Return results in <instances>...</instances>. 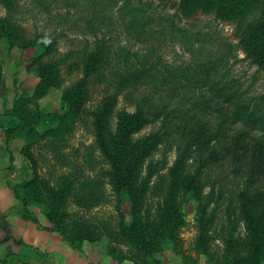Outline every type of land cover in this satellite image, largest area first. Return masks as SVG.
Returning a JSON list of instances; mask_svg holds the SVG:
<instances>
[{
  "label": "trees",
  "instance_id": "obj_1",
  "mask_svg": "<svg viewBox=\"0 0 264 264\" xmlns=\"http://www.w3.org/2000/svg\"><path fill=\"white\" fill-rule=\"evenodd\" d=\"M34 1L48 13L51 5L61 3L83 9L79 17L85 20L84 32L88 30L93 39L61 53L59 43L69 23L66 14H63L66 19L57 21L60 31L53 28L28 32L22 25L20 0H0L4 9L0 16V43L4 42L9 50L14 47L34 49L30 61L38 66L39 80L33 98L40 97L48 88L62 87L65 78L61 72L70 68L74 60V71L81 73L78 79L62 88L64 112L32 109L25 96L15 97L12 107L4 111L14 123L3 130L9 167L12 168L13 161L9 144L15 138L23 140L21 152L26 156L46 137L56 145L57 153L75 122L80 120L92 91L101 87V99L92 113L93 137L108 167L109 183L120 200V217L114 230L106 222H92L83 215H67L68 201L87 211L103 202L104 197L103 180L84 178L79 181V177L71 173L61 176L56 186L37 176L15 184L7 182L18 203L21 219L58 233L75 248L84 240L93 242L106 237L116 246H125L135 263L156 264L157 253L167 246L177 248V235L187 223L186 208L193 203L194 242L208 264H219V261L222 264H264V194L258 198L249 191L256 180L261 179V172H256L254 179L247 180L236 195L229 197L225 186H217L203 164L193 157L191 146L183 153L179 150L170 162L160 148L162 140L157 131L141 134L148 125L141 105L155 104L167 115L182 113L196 120L204 129L201 136L211 142L234 137L248 140L262 151L264 94L247 98L236 79L221 78L215 63L222 59L208 60L190 69L171 66L159 56L156 62L163 71L160 78L163 88H155L148 68L130 70L112 60L111 27L126 30L137 42H144L145 35L156 32L151 26L153 16L140 3L133 4L132 0ZM176 1L175 16L190 18L201 13L233 24L238 39L235 47L264 72V0ZM122 49L129 51L126 46ZM210 73L217 75L210 84L200 79ZM150 83L152 86L146 91L143 86ZM166 89L172 91L169 99H164L168 95L164 93ZM120 97L130 100L133 109L118 107ZM184 99L190 104L188 108ZM162 101L172 104L173 108L166 110L167 105ZM157 153H161L159 159H155ZM121 203L126 204L127 213ZM32 207H39L48 226L40 224ZM211 245L220 248L221 259H218L219 254L214 257L213 253L218 252L216 248L211 252ZM123 257L125 254L116 249V260L121 261Z\"/></svg>",
  "mask_w": 264,
  "mask_h": 264
},
{
  "label": "rangeland",
  "instance_id": "obj_2",
  "mask_svg": "<svg viewBox=\"0 0 264 264\" xmlns=\"http://www.w3.org/2000/svg\"><path fill=\"white\" fill-rule=\"evenodd\" d=\"M132 1L133 4L140 3L143 9L153 16L151 26L156 32L145 35L142 38L144 42H137L126 30L123 32L111 27L112 60L119 61L130 70L148 68L150 81L151 78L155 80V88H163L160 79L163 71L156 62L159 56L171 66H188L190 69L208 60L222 59L221 62L215 63L221 78L224 76L236 79L246 91L247 98L264 94V72L259 71L256 65L245 59L244 53L235 47L238 39L233 24L220 22L212 15L201 13L190 18L175 16L176 0ZM20 4L22 25L28 32L53 28L60 31L57 21L66 19L63 14L69 17V23H66L59 43L61 53L79 48L85 40L93 39L88 30L84 32L85 20L82 21L83 18L79 17L83 9L79 10L61 3L59 6L51 5L48 13L43 12L34 0H20ZM3 14L4 9L0 5V16ZM53 15L58 16L53 19ZM123 46L128 47L129 51L123 50ZM34 54L32 48L23 50L14 47L9 50L4 42L0 43V264H138L132 260V253L125 246H116L115 242L109 241L106 237L93 242L84 240L75 248L65 242L58 233L36 227L33 222L24 221L19 216L18 203L7 187V182L15 184L24 178L37 176L56 186L60 183L61 176L74 173L79 177V181L84 178L103 180L104 197L103 202L87 211L68 201L67 215H83L92 222H106L114 230L120 217L118 208L120 200L109 183L106 173L108 167L97 150L93 137L92 113L101 99V87L92 91V97L85 103L80 120L75 122L57 153L56 145L46 137L41 139L38 145L33 146L26 156L21 152L23 140L15 138L9 144L13 156L12 168L9 167L10 160L3 130L14 123L4 115V111L12 107L14 98L25 96L32 109L61 113L66 111V105L61 98L62 88L81 76L80 72L74 71L76 63L74 60L70 68H65L61 72L65 78L62 87L48 88L40 97L33 98L39 80L38 66L30 61ZM215 75L216 73H210L200 76V79L207 80L210 84ZM151 86L150 83L143 87L148 91ZM164 93L168 94L164 99L172 96L171 90L166 89ZM184 102L185 108H188L190 106L188 100L184 99ZM162 103L167 105L166 110L173 108L168 102ZM122 106L132 110L134 105L130 100L120 97L118 107ZM141 106L148 120V125L143 128L141 134L151 130L157 131L162 140L160 148L166 152L170 162L179 150L183 153L191 146L194 150L193 157L198 163L203 164L217 186H225L227 196L236 195L247 180L254 179L253 175L256 172H261V179L256 180V185L249 191L253 197L259 198L260 194H264V150L260 151L248 140L234 137L211 142L207 137L201 136L203 127L187 115L182 113L167 115L155 104ZM160 157L161 153L155 155V159ZM193 206V203H190L186 208L187 223L177 235L179 240L177 248L173 250L171 246H167L157 253L156 264L209 263L194 242L196 229ZM121 207L127 213L126 204L121 203ZM31 209L40 224L48 226L39 207ZM215 243L218 245V241ZM215 248L218 253H213L214 257L219 254L218 259H221L222 252L218 246L211 245V252ZM116 249L125 254L121 261L116 260ZM110 250L112 253H109ZM219 264L222 262L219 261Z\"/></svg>",
  "mask_w": 264,
  "mask_h": 264
}]
</instances>
